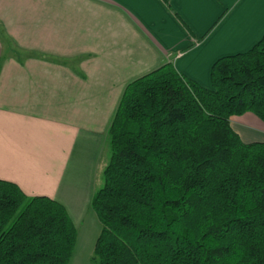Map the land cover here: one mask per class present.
Segmentation results:
<instances>
[{
    "label": "trees",
    "instance_id": "obj_1",
    "mask_svg": "<svg viewBox=\"0 0 264 264\" xmlns=\"http://www.w3.org/2000/svg\"><path fill=\"white\" fill-rule=\"evenodd\" d=\"M245 113L264 122V35L216 60L210 88L170 62L125 85L91 201L95 264H264V143L230 126ZM76 240L62 204L0 179V264H69Z\"/></svg>",
    "mask_w": 264,
    "mask_h": 264
},
{
    "label": "crops",
    "instance_id": "obj_2",
    "mask_svg": "<svg viewBox=\"0 0 264 264\" xmlns=\"http://www.w3.org/2000/svg\"><path fill=\"white\" fill-rule=\"evenodd\" d=\"M80 1L26 0L25 5L5 7L25 11L14 18L13 27L28 32L22 34V41L9 35L7 47L0 36V77L6 72L21 79L13 78L7 87L0 82V179L15 183L28 197L60 201L37 182L47 173L23 163L25 152L31 151L25 129L33 120L38 125L56 120L59 130L71 136L73 126L64 120L81 117L82 105L84 115L91 114L87 107H93L95 115L98 103L115 105V95L98 96L100 89L112 85L121 96L119 86L124 89L131 80L169 62L179 73L210 88L216 60L248 51L264 35V0ZM33 10H40V16H34ZM30 41H40L42 48L28 46ZM15 48L28 55L21 59ZM38 51L39 60L34 54ZM230 126L243 143H264V122L254 114L232 116ZM12 127L21 128L19 137ZM18 152L22 158L15 162ZM51 176L43 181L49 182Z\"/></svg>",
    "mask_w": 264,
    "mask_h": 264
},
{
    "label": "rangeland",
    "instance_id": "obj_3",
    "mask_svg": "<svg viewBox=\"0 0 264 264\" xmlns=\"http://www.w3.org/2000/svg\"><path fill=\"white\" fill-rule=\"evenodd\" d=\"M0 36L4 40L5 46L11 44L9 35H14V38L23 40L22 34L26 29L13 27L15 21L14 18H21L25 13L23 9H7L8 3H17V5H25L26 0H0ZM30 2L45 0H27ZM60 1V0H59ZM83 1V0H82ZM80 1V2H82ZM16 6V5H15ZM7 7V8H5ZM37 17L40 16V10L30 11ZM11 26V27H10ZM23 44L22 42H19ZM29 43L41 49L40 41H30ZM25 44V43H24ZM18 49V48H15ZM38 49V50H39ZM35 50V48H34ZM19 55L22 58L24 55H28L26 51H20ZM4 55L7 52L3 51ZM18 54V53H17ZM36 54L37 60L42 53L39 51ZM29 55H32L29 53ZM19 58V57H18ZM28 60V59H27ZM25 62V61H24ZM36 66H40L41 63L37 62ZM23 61L20 67L24 69ZM39 74V72H38ZM88 74V73H87ZM87 74H85L87 76ZM12 73H3L0 77V82L3 84L1 87H7L8 83L13 81H20V78H16L18 75L12 76ZM89 76V75H88ZM112 77V76H111ZM109 76V78H111ZM13 78L15 80H13ZM56 80V78H54ZM132 79L129 77L127 80ZM35 80V79H34ZM83 80V79H82ZM27 81H30L27 79ZM100 81V80H99ZM123 86H119L120 90H123ZM106 88L98 91V96L101 94H114L113 99L115 105H98L96 108V114H93V107H87L91 109V114L84 111L86 108L82 105V116L77 117L74 120L66 117L64 120L65 125L73 126L74 132L69 135V132L59 130V124L56 120L50 121L49 124L38 125L35 120L28 125L25 129L27 135L24 137L27 139V146L31 151L27 150L24 154L23 163L28 168L36 170H42L49 175V182H44L45 176L39 178L40 188L47 189L54 192L56 196L60 198V203L65 206L68 214L76 228L77 240L76 246L73 251L69 264H95L93 257L94 246L100 232V224L93 210L91 209V203L93 195L97 189L103 185L102 172L107 166L110 158V152L107 146V132L111 124L112 117L110 119V110L112 116L116 110L119 102V89L113 90L112 85H106ZM113 103V104H114ZM109 115V116H108ZM21 128L11 129L12 133L18 137L21 132ZM31 133V134H30ZM31 140V142H30ZM21 153H17L14 157L15 162L19 161L22 157H19ZM19 157V158H18ZM31 180L34 182L33 179Z\"/></svg>",
    "mask_w": 264,
    "mask_h": 264
}]
</instances>
